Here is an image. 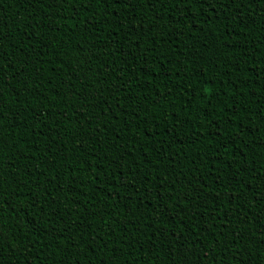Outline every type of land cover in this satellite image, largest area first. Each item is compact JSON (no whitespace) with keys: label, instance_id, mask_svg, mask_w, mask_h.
I'll return each instance as SVG.
<instances>
[{"label":"trees","instance_id":"16d2710c","mask_svg":"<svg viewBox=\"0 0 264 264\" xmlns=\"http://www.w3.org/2000/svg\"><path fill=\"white\" fill-rule=\"evenodd\" d=\"M0 264H264V0H0Z\"/></svg>","mask_w":264,"mask_h":264}]
</instances>
